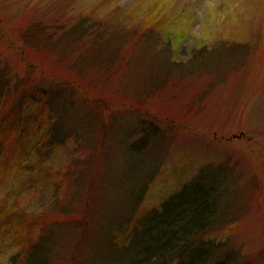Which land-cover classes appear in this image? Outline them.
Returning a JSON list of instances; mask_svg holds the SVG:
<instances>
[{"label": "rangeland", "instance_id": "1", "mask_svg": "<svg viewBox=\"0 0 264 264\" xmlns=\"http://www.w3.org/2000/svg\"><path fill=\"white\" fill-rule=\"evenodd\" d=\"M2 70L6 138L21 100L49 122L50 97L71 133L44 177L13 139L0 156V197L57 226L52 264H113L112 228L202 171L227 182L217 241L264 264V0H0Z\"/></svg>", "mask_w": 264, "mask_h": 264}, {"label": "trees", "instance_id": "2", "mask_svg": "<svg viewBox=\"0 0 264 264\" xmlns=\"http://www.w3.org/2000/svg\"><path fill=\"white\" fill-rule=\"evenodd\" d=\"M85 24L79 23L71 29L74 31L75 28L83 27L88 36L85 41H88L96 36L98 28L95 32L87 33ZM45 29L39 27L38 31L35 30L34 34L39 32L33 38L37 44L45 36ZM196 57L193 61L198 60ZM0 83L2 108L1 97L10 85L5 70L0 72ZM68 86L72 88L73 85ZM93 101L96 106H100V100ZM44 107L47 108L45 110L49 120L46 124L37 113H28L29 105L21 100L11 116L12 133L7 136L8 140H14L18 150L16 160L28 158L30 181L36 176L49 175L51 159L66 145L71 134L65 128L63 110L54 103L52 97ZM3 122L4 119L0 118V156L2 145L7 140L3 134ZM143 130L145 134L134 144L137 150L145 148L154 132H147L145 128ZM5 133L10 134L7 130ZM226 184L225 176L219 177L202 171L147 214L134 216L132 213L122 218L112 228L108 239L113 251V264H244L236 251L229 249L226 242L217 241L214 235L222 215L220 212L227 193ZM41 215L36 211L29 212L17 202L0 197L1 247H4V254H8L10 249L15 250L5 264H52L55 256H58L57 247L62 241H56L57 226L43 230L40 226L44 225ZM87 217L83 219L84 223H87Z\"/></svg>", "mask_w": 264, "mask_h": 264}]
</instances>
